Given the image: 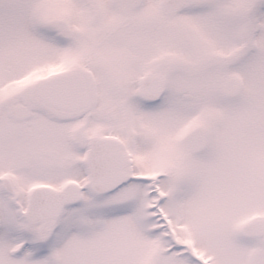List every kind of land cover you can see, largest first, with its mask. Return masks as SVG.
<instances>
[{
  "label": "snow or ice",
  "instance_id": "1",
  "mask_svg": "<svg viewBox=\"0 0 264 264\" xmlns=\"http://www.w3.org/2000/svg\"><path fill=\"white\" fill-rule=\"evenodd\" d=\"M0 264H264V0H0Z\"/></svg>",
  "mask_w": 264,
  "mask_h": 264
}]
</instances>
